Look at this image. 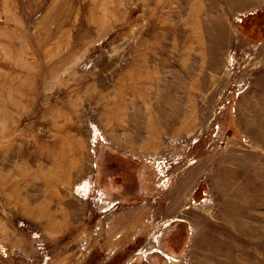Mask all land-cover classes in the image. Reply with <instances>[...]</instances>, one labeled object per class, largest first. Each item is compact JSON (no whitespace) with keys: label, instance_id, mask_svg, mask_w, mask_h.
Segmentation results:
<instances>
[{"label":"rangeland","instance_id":"1","mask_svg":"<svg viewBox=\"0 0 264 264\" xmlns=\"http://www.w3.org/2000/svg\"><path fill=\"white\" fill-rule=\"evenodd\" d=\"M0 264H264V0H0Z\"/></svg>","mask_w":264,"mask_h":264}]
</instances>
